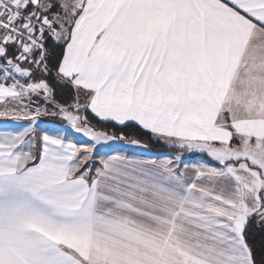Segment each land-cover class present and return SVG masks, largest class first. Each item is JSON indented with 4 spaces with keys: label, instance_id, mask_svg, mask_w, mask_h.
<instances>
[{
    "label": "snow or ice",
    "instance_id": "obj_1",
    "mask_svg": "<svg viewBox=\"0 0 264 264\" xmlns=\"http://www.w3.org/2000/svg\"><path fill=\"white\" fill-rule=\"evenodd\" d=\"M0 264H264V0H0Z\"/></svg>",
    "mask_w": 264,
    "mask_h": 264
},
{
    "label": "trees",
    "instance_id": "obj_2",
    "mask_svg": "<svg viewBox=\"0 0 264 264\" xmlns=\"http://www.w3.org/2000/svg\"><path fill=\"white\" fill-rule=\"evenodd\" d=\"M141 138H143V137H141ZM148 149L154 154H162V153H165L168 151L166 148H164L163 146H160V145H150V147Z\"/></svg>",
    "mask_w": 264,
    "mask_h": 264
},
{
    "label": "crops",
    "instance_id": "obj_3",
    "mask_svg": "<svg viewBox=\"0 0 264 264\" xmlns=\"http://www.w3.org/2000/svg\"><path fill=\"white\" fill-rule=\"evenodd\" d=\"M133 152L134 151H137V152H135L136 154H138V155H142V154H148V155H152L153 157H155V156H157V155H159V154H152V153H149V152H147V151H141L140 149H133L132 150Z\"/></svg>",
    "mask_w": 264,
    "mask_h": 264
},
{
    "label": "rangeland",
    "instance_id": "obj_4",
    "mask_svg": "<svg viewBox=\"0 0 264 264\" xmlns=\"http://www.w3.org/2000/svg\"><path fill=\"white\" fill-rule=\"evenodd\" d=\"M137 150V149H136ZM141 151H143V149H140ZM145 151V150H144ZM147 152H149V153H152L149 149H147L146 150ZM134 152H137V151H134ZM152 154H154V153H152Z\"/></svg>",
    "mask_w": 264,
    "mask_h": 264
}]
</instances>
